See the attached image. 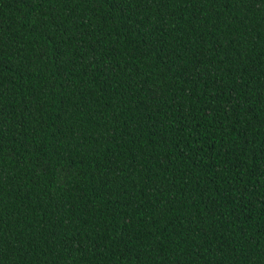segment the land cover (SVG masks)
I'll use <instances>...</instances> for the list:
<instances>
[{"label": "trees", "instance_id": "16d2710c", "mask_svg": "<svg viewBox=\"0 0 264 264\" xmlns=\"http://www.w3.org/2000/svg\"><path fill=\"white\" fill-rule=\"evenodd\" d=\"M0 264H264V0H0Z\"/></svg>", "mask_w": 264, "mask_h": 264}]
</instances>
